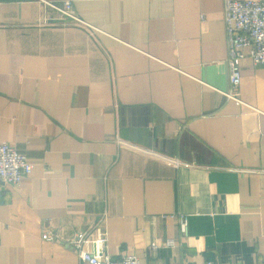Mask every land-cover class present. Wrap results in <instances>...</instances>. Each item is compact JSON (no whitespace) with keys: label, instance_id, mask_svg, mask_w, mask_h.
Segmentation results:
<instances>
[{"label":"crops","instance_id":"0c3cea01","mask_svg":"<svg viewBox=\"0 0 264 264\" xmlns=\"http://www.w3.org/2000/svg\"><path fill=\"white\" fill-rule=\"evenodd\" d=\"M73 2L84 24L0 0V141L35 164L0 188V264H94L85 230L116 259L261 264L264 65L225 94V0Z\"/></svg>","mask_w":264,"mask_h":264},{"label":"built area","instance_id":"2783aa9c","mask_svg":"<svg viewBox=\"0 0 264 264\" xmlns=\"http://www.w3.org/2000/svg\"><path fill=\"white\" fill-rule=\"evenodd\" d=\"M51 5L60 13L85 23L77 15L73 0H63L62 5ZM223 15L229 48V79L232 85L225 94L240 103L242 99L238 94L242 78V60L249 56L254 64L264 65V0H225ZM34 167V162L23 150L8 141H0V188L4 184L20 185ZM44 237L56 239L58 235L47 232ZM68 240L74 244L80 257L94 264H143L141 259L133 254L120 259L113 258L105 251L107 237L103 234L92 236L91 230H85ZM206 264L238 263L210 260ZM261 264H264V259Z\"/></svg>","mask_w":264,"mask_h":264}]
</instances>
